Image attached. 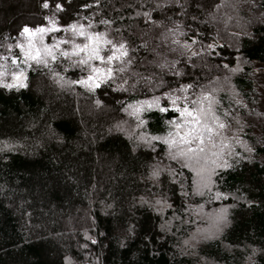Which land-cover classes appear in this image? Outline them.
<instances>
[{"label": "trees", "instance_id": "obj_1", "mask_svg": "<svg viewBox=\"0 0 264 264\" xmlns=\"http://www.w3.org/2000/svg\"><path fill=\"white\" fill-rule=\"evenodd\" d=\"M60 2L62 11L54 0L49 8L43 0H0V55L9 44L19 54L16 44L28 39L22 26H50L47 16L126 41L132 63L91 91L67 83L87 74L68 59L31 62L26 88H0V264H264V0H179L182 8L173 0ZM52 35L71 33H49L45 42ZM194 36L191 51L200 55L190 56L181 45ZM212 43L218 56L201 52ZM180 84L193 85V95L211 92L218 114H230L227 135L241 141L234 150L248 157L218 169L211 192L193 193L191 175L162 141L153 151L137 139L166 135L177 113L146 110L141 127L129 114L128 105ZM169 169L183 171L187 196ZM216 191L225 196L213 199ZM156 199L171 208L157 211ZM221 207L228 224L201 238L197 230Z\"/></svg>", "mask_w": 264, "mask_h": 264}, {"label": "snow or ice", "instance_id": "obj_2", "mask_svg": "<svg viewBox=\"0 0 264 264\" xmlns=\"http://www.w3.org/2000/svg\"><path fill=\"white\" fill-rule=\"evenodd\" d=\"M98 3V0H96ZM173 3L179 7H183L179 0H173ZM55 8L58 11L63 10V4L60 0H54ZM163 4H157L162 7ZM42 7L49 8V0H43ZM88 7V5H83ZM139 15V13H137ZM143 15L151 20L148 12ZM45 20L50 26L37 25L35 27L27 24L20 29L21 35H26L28 39L26 43H17L16 48L19 54L12 53L10 49L12 45H8L9 50L5 55H0V88L7 90L26 88L27 85V69L32 67L31 62L37 65L48 66L49 61L56 62L60 59H68L71 66L80 67L82 72H87L79 79L67 81L69 84L82 85L89 91L98 88L101 83L109 82L117 77L118 73L125 72L128 65L132 63L128 58L127 42L124 40L110 39L104 32L93 31L92 24H83L73 21L72 23L61 25L56 23V18L45 16ZM104 24L111 23L108 20L102 21ZM71 33L70 36L57 37L50 36L51 43L45 42V36L49 33L59 32ZM169 33L180 34L178 28L167 29ZM79 38V42L77 40ZM179 43V41H173ZM198 43L194 36L191 41L184 40L181 47L190 56L200 55V53L191 51ZM216 44H208L206 48L201 45V52L212 50L211 55H219L215 52ZM98 61L99 63H94ZM115 62H119V66L113 67ZM166 67V64L159 65ZM175 67V64H172ZM223 67L228 68L227 64ZM67 70V69H65ZM236 69H233L235 71ZM53 76L59 77L60 73L53 71ZM175 75L180 76L177 71ZM150 79V78H149ZM127 81H124L126 83ZM194 86L191 84H180L177 88H169L167 91H161L159 95H154L150 100H142L135 102L127 107L132 108L130 115L137 120V127L145 124V120L140 116L141 112L156 108L160 112H168L169 110L177 113L170 120L166 121L169 130L164 136H152L149 133L141 132L137 137L144 145L152 147L155 151L153 141H162L167 146L166 155L168 158L176 162L179 167L186 169L191 175V188L194 194H200L205 191L211 192L217 176L218 169H228L233 166L230 163L235 159H248L241 156L239 151L234 150V145L240 144L241 141L233 131L232 136L227 135L229 122L227 117L230 115L225 112L224 117L218 114L219 109L214 107L215 98L211 92L201 90L197 95H193L189 90ZM215 89H213L214 91ZM205 101L207 104L205 105ZM99 104L100 101H97ZM240 103L239 100L236 101ZM126 110V109H122ZM119 127V125H117ZM5 147H11L5 145ZM251 152L253 149H247ZM176 182L181 183V195L187 196L188 192L184 191L182 182L183 171L176 172L169 169ZM161 169L153 168L151 175L158 177ZM186 179V178H184ZM225 196L224 193L216 191L213 199L219 200ZM143 200V197L141 198ZM156 210L162 211L163 208H171V204L166 199H156ZM202 207V206H201ZM187 211V209H185ZM227 210L223 207L215 210L209 218L208 228L201 234L197 230V234L203 239H209L218 234L223 227L228 224ZM93 243V237L85 234ZM187 244L188 242L185 241ZM68 262L69 258L65 257Z\"/></svg>", "mask_w": 264, "mask_h": 264}, {"label": "rangeland", "instance_id": "obj_3", "mask_svg": "<svg viewBox=\"0 0 264 264\" xmlns=\"http://www.w3.org/2000/svg\"><path fill=\"white\" fill-rule=\"evenodd\" d=\"M262 77L264 78V67H263V69H262ZM263 99H262V103H261V108H263L264 109V90H263Z\"/></svg>", "mask_w": 264, "mask_h": 264}]
</instances>
